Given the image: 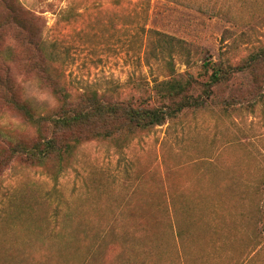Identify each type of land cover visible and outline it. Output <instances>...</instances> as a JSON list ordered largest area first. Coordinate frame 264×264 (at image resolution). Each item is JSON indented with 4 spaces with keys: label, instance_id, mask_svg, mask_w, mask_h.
I'll return each mask as SVG.
<instances>
[{
    "label": "rangeland",
    "instance_id": "obj_1",
    "mask_svg": "<svg viewBox=\"0 0 264 264\" xmlns=\"http://www.w3.org/2000/svg\"><path fill=\"white\" fill-rule=\"evenodd\" d=\"M22 1L47 20L48 43L67 39V78L80 88L128 95L132 80L163 78L170 59L185 70L180 48L159 46L171 37L234 62L264 46V0H88L71 27H54L66 0ZM15 71L27 97L54 105ZM0 121L24 126L11 111ZM0 196V264H215L218 252L235 255L220 264H262L264 102L191 114L121 148L85 143L58 176L13 162Z\"/></svg>",
    "mask_w": 264,
    "mask_h": 264
},
{
    "label": "trees",
    "instance_id": "obj_2",
    "mask_svg": "<svg viewBox=\"0 0 264 264\" xmlns=\"http://www.w3.org/2000/svg\"><path fill=\"white\" fill-rule=\"evenodd\" d=\"M66 1L54 27L62 22L71 27L81 15L78 4L88 2ZM46 26L47 20L22 0H0V111H11L24 121L22 128L0 121V195L13 162L58 176L85 143L121 148L191 114H228L244 104L252 110L264 102V46L234 62L225 53L216 59L202 57L204 49L197 47L193 53L185 40L173 43L171 37L159 46L169 55L180 48L186 69L178 71L170 59L163 78L132 80L136 93L124 95L121 85L80 88L69 80L61 53H68L67 39L54 36L48 43ZM17 67L50 91L53 106H40L25 95Z\"/></svg>",
    "mask_w": 264,
    "mask_h": 264
},
{
    "label": "crops",
    "instance_id": "obj_3",
    "mask_svg": "<svg viewBox=\"0 0 264 264\" xmlns=\"http://www.w3.org/2000/svg\"><path fill=\"white\" fill-rule=\"evenodd\" d=\"M260 248H261V246L258 247V250H256V251L253 252L252 254H250V255L248 256V258H247V261L251 260L252 258H256V257H255V254H257V253L260 252ZM234 256H235L234 253H229V254L222 253V252L213 253V255H212V258H213V260H214L213 263H215V264H217V263L220 264V263L223 262V260H224L225 258L228 257L229 259H232ZM246 257H247V255H245V258H246ZM258 257H260V256H258ZM258 259H260V258H258ZM259 262H261V261H259ZM262 264H264L263 260H262Z\"/></svg>",
    "mask_w": 264,
    "mask_h": 264
}]
</instances>
